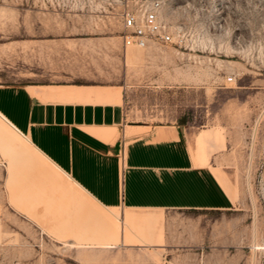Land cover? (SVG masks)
<instances>
[{"label": "rangeland", "instance_id": "rangeland-1", "mask_svg": "<svg viewBox=\"0 0 264 264\" xmlns=\"http://www.w3.org/2000/svg\"><path fill=\"white\" fill-rule=\"evenodd\" d=\"M153 1L181 44L126 48L124 12ZM0 83L123 86L129 122L186 123L195 163L194 136L218 132L205 146L207 167L234 203L134 211L147 242L126 240L130 229L119 218L105 227L110 210L60 172L14 163L27 148L0 119V264H264L262 130L251 144L264 105V0H0ZM81 225L120 239L83 245Z\"/></svg>", "mask_w": 264, "mask_h": 264}, {"label": "crops", "instance_id": "crops-1", "mask_svg": "<svg viewBox=\"0 0 264 264\" xmlns=\"http://www.w3.org/2000/svg\"><path fill=\"white\" fill-rule=\"evenodd\" d=\"M122 88L0 83V114L7 121L0 119L27 148L14 163L20 159L33 163L50 178L60 172L95 205L110 210L103 217L105 227H113L118 219L113 211L125 208L119 219L133 233L125 234L126 240L147 242L145 234L136 229L141 218L134 211L232 209L231 196L207 167L205 146L209 139H218L215 132L204 136L208 131L204 129L194 136L195 145L200 136L204 139L200 160L196 158L202 166L197 165L186 123L129 122ZM84 225L74 230L83 245L114 247L99 242L120 239L108 229L104 236L97 231L87 233Z\"/></svg>", "mask_w": 264, "mask_h": 264}, {"label": "built area", "instance_id": "built-area-1", "mask_svg": "<svg viewBox=\"0 0 264 264\" xmlns=\"http://www.w3.org/2000/svg\"><path fill=\"white\" fill-rule=\"evenodd\" d=\"M161 4L159 1H153L142 5L137 11H128L123 14L122 36L123 44L127 48L135 46L139 48L148 47L154 44H181L180 33L175 32L172 26L164 22L161 18ZM233 81V78H229ZM260 130L261 133H260ZM262 136L264 146V105L258 113L253 123L251 144L254 143V136ZM259 195L261 197L262 210L264 214V176L259 182Z\"/></svg>", "mask_w": 264, "mask_h": 264}, {"label": "bare ground", "instance_id": "bare-ground-1", "mask_svg": "<svg viewBox=\"0 0 264 264\" xmlns=\"http://www.w3.org/2000/svg\"><path fill=\"white\" fill-rule=\"evenodd\" d=\"M0 116L4 119V120H6L1 114H0ZM7 121V120H6ZM11 128V127H10ZM213 132H211V131H206L205 132V135L204 136H208V135H210V134H212ZM215 134H216V137L219 139L220 138V134L218 133V132H215ZM203 137H199L198 138V142H199V144L201 145V144H203ZM205 156V155H204ZM112 213V212H111ZM113 215H115L117 218H120V216H119V214L118 213H115L114 212V214ZM124 230V229H123Z\"/></svg>", "mask_w": 264, "mask_h": 264}]
</instances>
